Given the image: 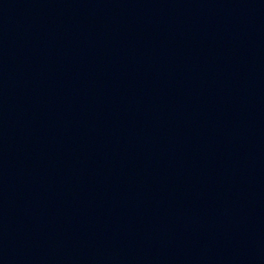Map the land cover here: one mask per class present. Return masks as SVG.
<instances>
[{
  "label": "water",
  "instance_id": "obj_1",
  "mask_svg": "<svg viewBox=\"0 0 264 264\" xmlns=\"http://www.w3.org/2000/svg\"><path fill=\"white\" fill-rule=\"evenodd\" d=\"M0 264H264V0H0Z\"/></svg>",
  "mask_w": 264,
  "mask_h": 264
}]
</instances>
